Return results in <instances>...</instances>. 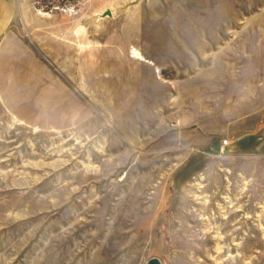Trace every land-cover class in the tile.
<instances>
[{"label":"rangeland","instance_id":"obj_1","mask_svg":"<svg viewBox=\"0 0 264 264\" xmlns=\"http://www.w3.org/2000/svg\"><path fill=\"white\" fill-rule=\"evenodd\" d=\"M151 260L264 264V0H0V264Z\"/></svg>","mask_w":264,"mask_h":264},{"label":"bare ground","instance_id":"obj_2","mask_svg":"<svg viewBox=\"0 0 264 264\" xmlns=\"http://www.w3.org/2000/svg\"><path fill=\"white\" fill-rule=\"evenodd\" d=\"M134 53H135V56H134L135 58H137L139 60H144L143 57L138 52L134 51Z\"/></svg>","mask_w":264,"mask_h":264},{"label":"water","instance_id":"obj_3","mask_svg":"<svg viewBox=\"0 0 264 264\" xmlns=\"http://www.w3.org/2000/svg\"><path fill=\"white\" fill-rule=\"evenodd\" d=\"M150 264H159L156 260H151Z\"/></svg>","mask_w":264,"mask_h":264}]
</instances>
